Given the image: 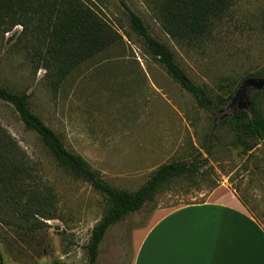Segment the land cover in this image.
<instances>
[{
	"label": "rangeland",
	"instance_id": "obj_1",
	"mask_svg": "<svg viewBox=\"0 0 264 264\" xmlns=\"http://www.w3.org/2000/svg\"><path fill=\"white\" fill-rule=\"evenodd\" d=\"M102 17L121 41L78 66L53 90L37 58L15 27L0 30V86L29 95L31 111L58 134L110 186L133 192L160 165L204 158L205 167L189 181L162 188L152 203L107 231L96 264H132L136 247L153 220L186 204L232 194L264 229V156L249 153L226 129L218 113L199 108L171 80L130 30L121 2L135 12L149 34L166 45L191 81L217 103L240 78L264 73V0H232L228 23L211 38L179 44L146 10L144 0H105ZM153 83L158 93L148 88ZM264 112V96L260 99ZM217 121V127L214 124ZM0 127L18 143L32 167V184L49 197L53 220L24 207L0 204L2 264H87L86 244L106 204L88 184L73 179L24 129L13 108L0 101ZM209 154H205L207 149ZM224 196V197H223ZM51 197V198H50Z\"/></svg>",
	"mask_w": 264,
	"mask_h": 264
},
{
	"label": "trees",
	"instance_id": "obj_2",
	"mask_svg": "<svg viewBox=\"0 0 264 264\" xmlns=\"http://www.w3.org/2000/svg\"><path fill=\"white\" fill-rule=\"evenodd\" d=\"M146 10L160 25L162 31L179 44H190L211 38L227 23L232 0H144ZM130 30L140 39L151 58L163 67L166 74L197 106L207 112L226 107L241 81L231 85L227 95L214 103L206 92L194 84L176 63L174 54L163 43L152 37L141 18L121 2ZM105 0H0V30L9 33L15 27L22 29L24 47L29 44L32 56L37 58V69L45 72L46 84L56 90L78 66L103 53L121 41L115 27L102 17ZM28 43V44H27ZM264 92L251 96L252 109L239 111L221 118L219 131L228 130L233 139L249 153L257 146L264 156V112L260 99ZM0 101L10 105L26 131L41 142L55 164L73 179L88 184L103 197L106 210L91 229L86 244L87 264H96L99 246L110 227L127 216L139 212L152 203L159 191L181 181L198 176L205 167L204 158L174 161L160 165L137 190H119L106 183L81 156L69 151L61 137L35 115L29 106V95L16 93L0 86ZM209 154L208 148L204 149ZM18 143L0 127V204L8 202L24 209L32 216L53 220L49 211V197L39 195L32 184V167ZM51 198V197H50ZM188 205V204H186ZM2 264V262H0Z\"/></svg>",
	"mask_w": 264,
	"mask_h": 264
},
{
	"label": "crops",
	"instance_id": "obj_3",
	"mask_svg": "<svg viewBox=\"0 0 264 264\" xmlns=\"http://www.w3.org/2000/svg\"><path fill=\"white\" fill-rule=\"evenodd\" d=\"M132 264H264V229L232 194L155 212Z\"/></svg>",
	"mask_w": 264,
	"mask_h": 264
},
{
	"label": "water",
	"instance_id": "obj_4",
	"mask_svg": "<svg viewBox=\"0 0 264 264\" xmlns=\"http://www.w3.org/2000/svg\"><path fill=\"white\" fill-rule=\"evenodd\" d=\"M259 92H264V77H249L243 79L226 108L221 109L218 112L221 115L220 119L225 118L228 115H233L239 111L251 110V96ZM216 127L217 121L214 124V128Z\"/></svg>",
	"mask_w": 264,
	"mask_h": 264
}]
</instances>
